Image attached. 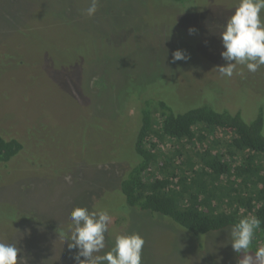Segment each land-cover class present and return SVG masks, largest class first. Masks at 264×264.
<instances>
[{
	"label": "rangeland",
	"instance_id": "rangeland-1",
	"mask_svg": "<svg viewBox=\"0 0 264 264\" xmlns=\"http://www.w3.org/2000/svg\"><path fill=\"white\" fill-rule=\"evenodd\" d=\"M188 1L100 0L88 17L90 0H0V135L23 146L0 164V242L20 249V264H76V207L111 217L94 255L135 233L141 264H238L230 231L193 237L129 209L118 189L145 100L246 122L264 110V65H237L232 77L217 70L226 63L220 31L239 0ZM176 50L187 59L173 61Z\"/></svg>",
	"mask_w": 264,
	"mask_h": 264
},
{
	"label": "trees",
	"instance_id": "trees-1",
	"mask_svg": "<svg viewBox=\"0 0 264 264\" xmlns=\"http://www.w3.org/2000/svg\"><path fill=\"white\" fill-rule=\"evenodd\" d=\"M167 1L183 8L189 3ZM263 115L260 107L246 122L239 112L203 105L178 113L163 99L145 100L133 163L118 183L125 205L167 218L193 237L220 236L241 218L255 216L261 225L254 253L264 246ZM22 149L18 140L0 135V164Z\"/></svg>",
	"mask_w": 264,
	"mask_h": 264
},
{
	"label": "clouds",
	"instance_id": "clouds-1",
	"mask_svg": "<svg viewBox=\"0 0 264 264\" xmlns=\"http://www.w3.org/2000/svg\"><path fill=\"white\" fill-rule=\"evenodd\" d=\"M100 0H90L85 14L93 17ZM264 0H239L230 17L220 31L223 51L221 58L226 62L218 66V72L232 77L237 65H245L249 72H256L264 65ZM195 29H189V33ZM173 61L186 60L185 54L176 50ZM74 231L69 249H77L73 259L76 264H141V252L145 243L139 234L120 235L115 246L104 255H94L105 248V234L111 217L107 211H89L76 207L70 213ZM261 220L255 216L241 218L230 229V243L233 251L242 254L238 264H264V246L251 251L254 233L260 228ZM20 249L13 243L0 242V264H20ZM83 257L84 259H80Z\"/></svg>",
	"mask_w": 264,
	"mask_h": 264
}]
</instances>
